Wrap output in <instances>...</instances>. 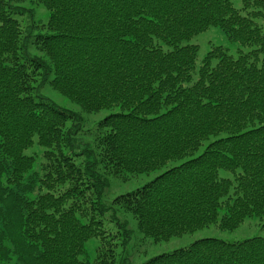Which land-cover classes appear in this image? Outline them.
Masks as SVG:
<instances>
[{"label":"trees","instance_id":"1","mask_svg":"<svg viewBox=\"0 0 264 264\" xmlns=\"http://www.w3.org/2000/svg\"><path fill=\"white\" fill-rule=\"evenodd\" d=\"M238 1L0 0V264H135L136 233L264 219V0ZM211 26L237 54L198 58ZM159 169L104 199L111 176ZM140 264H264V236Z\"/></svg>","mask_w":264,"mask_h":264},{"label":"rangeland","instance_id":"2","mask_svg":"<svg viewBox=\"0 0 264 264\" xmlns=\"http://www.w3.org/2000/svg\"><path fill=\"white\" fill-rule=\"evenodd\" d=\"M235 5L239 6L238 0H235ZM37 11L43 12L44 10L42 8H39V10ZM188 42L195 43L198 45V58H202L206 54V52L211 48V45H221L223 47H226L231 54H237L238 47H240L238 43L230 41L218 26L209 27L208 29L193 36ZM45 93L50 98H52L54 102H56L62 107L71 108L73 110L79 109L61 94L51 89L47 88ZM105 113L106 111H100L97 114H89L88 116H85L87 119L85 128L92 126L93 121L102 118ZM37 149L38 147L34 146L27 152L31 153V151ZM158 171H160V169L150 173L128 175L125 177L111 176L109 178V185L104 193V199L106 201H110L115 195L119 193L130 191L136 187L147 183L161 172ZM263 222L264 219H260L259 217H249L241 225H239L233 230H223L220 229L217 225L212 224L207 227L198 229L194 232L186 233L181 236H174L166 241L160 242H151L150 239H144L139 242L137 240L140 238V235L136 233V237L132 238V241L128 246L127 252L130 255V259L135 264H140L142 261L146 260L151 256L164 252H169L175 248L186 246L191 242L204 237H215L226 241H237L253 236H264ZM88 251L92 253V244L88 245Z\"/></svg>","mask_w":264,"mask_h":264}]
</instances>
